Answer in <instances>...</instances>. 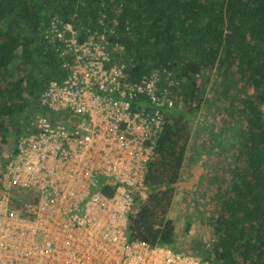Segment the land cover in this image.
Segmentation results:
<instances>
[{"label": "trees", "instance_id": "16d2710c", "mask_svg": "<svg viewBox=\"0 0 264 264\" xmlns=\"http://www.w3.org/2000/svg\"><path fill=\"white\" fill-rule=\"evenodd\" d=\"M103 15L116 22L129 80L158 70L178 81L128 240L168 247L176 191L210 163L201 257L264 264V0H0V173L41 93L62 76L44 40L50 21L73 19L84 35Z\"/></svg>", "mask_w": 264, "mask_h": 264}, {"label": "built area", "instance_id": "2783aa9c", "mask_svg": "<svg viewBox=\"0 0 264 264\" xmlns=\"http://www.w3.org/2000/svg\"><path fill=\"white\" fill-rule=\"evenodd\" d=\"M105 19L82 35L54 18L45 32L62 76L0 173V264H211L128 240L178 81L158 70L129 80L116 22Z\"/></svg>", "mask_w": 264, "mask_h": 264}, {"label": "rangeland", "instance_id": "374dc122", "mask_svg": "<svg viewBox=\"0 0 264 264\" xmlns=\"http://www.w3.org/2000/svg\"><path fill=\"white\" fill-rule=\"evenodd\" d=\"M202 118L203 116L199 115V120ZM203 136L206 138V142L210 141V137H207V135ZM215 163L212 165L214 172L218 169ZM209 165L210 163L205 164L202 168L199 166V169L195 172L196 176H192L185 184L179 186L176 191L175 199L169 212V219L173 223L175 234L173 242L167 247L173 252L197 256H204L206 253L209 231L205 225V220L199 218V215H207L208 212H212L214 207L213 205H208L211 199L210 196L205 199L202 194L204 187L209 181L210 174H207ZM200 177H202L201 180L197 182ZM183 186L189 191L183 190ZM141 194L145 195V190H142ZM187 221L190 222L187 223Z\"/></svg>", "mask_w": 264, "mask_h": 264}]
</instances>
